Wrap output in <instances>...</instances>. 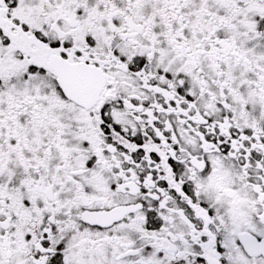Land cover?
I'll return each instance as SVG.
<instances>
[{
	"label": "snow or ice",
	"instance_id": "6c2138e0",
	"mask_svg": "<svg viewBox=\"0 0 264 264\" xmlns=\"http://www.w3.org/2000/svg\"><path fill=\"white\" fill-rule=\"evenodd\" d=\"M0 264H264V0H0Z\"/></svg>",
	"mask_w": 264,
	"mask_h": 264
}]
</instances>
